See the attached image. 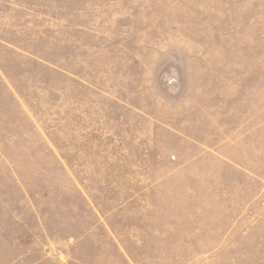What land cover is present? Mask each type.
<instances>
[{
    "label": "rangeland",
    "instance_id": "1",
    "mask_svg": "<svg viewBox=\"0 0 264 264\" xmlns=\"http://www.w3.org/2000/svg\"><path fill=\"white\" fill-rule=\"evenodd\" d=\"M0 264H264V0H0Z\"/></svg>",
    "mask_w": 264,
    "mask_h": 264
}]
</instances>
